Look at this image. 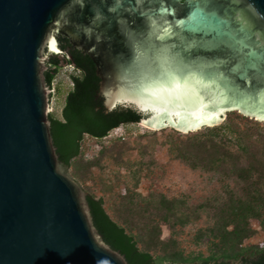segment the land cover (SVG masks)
Listing matches in <instances>:
<instances>
[{
    "label": "water",
    "instance_id": "1",
    "mask_svg": "<svg viewBox=\"0 0 264 264\" xmlns=\"http://www.w3.org/2000/svg\"><path fill=\"white\" fill-rule=\"evenodd\" d=\"M237 1L264 40V0ZM126 4L132 0H0V264H129L103 240L87 191L58 159L44 77L47 59L60 52L57 34L66 32L93 55L95 40L116 38L112 21L125 18ZM106 19L111 21L102 25ZM177 25L179 39L170 40L176 28L168 26L153 43L135 33L130 57L93 56L108 71L101 85L106 108L133 106L141 113L138 123L150 119L151 110L114 97L144 72L160 75L158 59L167 57L191 65L181 73L212 81L208 88L215 95L223 90L226 110L264 120V42L209 0L190 1ZM52 39L58 51L50 47Z\"/></svg>",
    "mask_w": 264,
    "mask_h": 264
},
{
    "label": "trees",
    "instance_id": "2",
    "mask_svg": "<svg viewBox=\"0 0 264 264\" xmlns=\"http://www.w3.org/2000/svg\"><path fill=\"white\" fill-rule=\"evenodd\" d=\"M68 61H73L83 72L71 76L72 86L65 95L61 116L52 111L48 119L59 161L72 169L74 178L84 180L89 170L114 149H117V164H125L122 157L125 142L105 145L97 156L84 159L81 152L84 137L101 140L122 123H137L141 113L133 106L123 105L105 112L104 100L96 96L100 78L91 58L77 52ZM46 65L45 82L52 89L61 60L51 55ZM232 120L227 118L222 124L206 126L193 135L169 140L166 144L172 156L191 168L220 172L234 181L239 191L235 192L227 184L223 199H208L190 206L183 198H169L161 193L135 199L128 187L112 193L110 186V213L105 199L86 189L95 228L129 264H233L231 261L240 258L242 264H264V240L259 244H244L257 233L251 225L252 219L258 220L264 229V134L251 126L242 131ZM203 213L212 222L200 229L197 237L210 239L211 253L186 255L174 234L179 228L201 219ZM162 226L171 231L167 239L162 238ZM249 250L254 254L252 258L244 256Z\"/></svg>",
    "mask_w": 264,
    "mask_h": 264
},
{
    "label": "rangeland",
    "instance_id": "3",
    "mask_svg": "<svg viewBox=\"0 0 264 264\" xmlns=\"http://www.w3.org/2000/svg\"><path fill=\"white\" fill-rule=\"evenodd\" d=\"M166 52L169 53V50ZM251 55L253 58L257 57L256 54ZM178 66L175 67L180 71L191 68L189 64H179ZM77 73L69 64L61 63V69L52 83L53 88L50 89V105L56 112L59 111L63 103L66 91L72 86L71 76ZM227 118H232V123L242 131L251 126L255 127L256 131H261L260 134H264V120L254 117L252 114L241 110H228L222 114L221 121L217 125L226 122ZM205 127L201 125L196 129L183 131L173 126L150 129L140 123H131L110 131L101 140L85 136L81 142L84 159L94 158L105 145L112 146L116 142L122 141L125 142V150L122 153L123 162L127 165L117 164V149H114L111 155L101 158L99 165L93 166L89 170L84 180L75 179L81 183L84 190L88 189L96 196H102L105 199V207L109 209L110 213H112L110 208L111 192L125 191L126 187L133 192L135 199L161 193L169 198H183L190 206L208 199H223L225 185L228 184L235 192L239 191L234 181L226 178L220 172L207 171L199 167L191 168L182 160L172 156L166 145L169 140L184 139ZM135 170L137 172L134 174ZM71 172L72 169L69 168V173L71 174ZM110 186H112L111 192L108 189ZM211 222V218L203 213L201 219L178 229L174 236L184 254L194 255L202 252L206 256L211 253L210 239L197 237L199 230L209 226ZM251 225L257 233L245 240V245L259 244L264 240V229L261 228L258 220L252 219ZM161 232L164 239L171 235L167 226H162ZM244 256L252 258L254 254L252 250H249ZM231 263L242 264V260L240 258L231 261Z\"/></svg>",
    "mask_w": 264,
    "mask_h": 264
},
{
    "label": "bare ground",
    "instance_id": "4",
    "mask_svg": "<svg viewBox=\"0 0 264 264\" xmlns=\"http://www.w3.org/2000/svg\"><path fill=\"white\" fill-rule=\"evenodd\" d=\"M50 47L57 49L53 39ZM158 62L160 75L149 76L144 72L137 83L128 81L114 97L115 100L134 101L142 109L151 110L150 119L140 123L143 126L150 129L173 126L189 131L201 125H216L225 111L234 109L223 108L225 94L218 90L215 95L208 88L212 81L205 82L193 72L181 73L175 67L180 63L176 58H160ZM260 98L264 102V95ZM257 118L263 120L260 115Z\"/></svg>",
    "mask_w": 264,
    "mask_h": 264
},
{
    "label": "flooded vegetation",
    "instance_id": "5",
    "mask_svg": "<svg viewBox=\"0 0 264 264\" xmlns=\"http://www.w3.org/2000/svg\"><path fill=\"white\" fill-rule=\"evenodd\" d=\"M108 1L112 2L114 0ZM190 1L197 0H132L131 5L126 4L121 8V14H124V17L126 19H121V22H119L116 18H114V20L112 21L113 23L112 28L110 29V33L115 34L116 38H113L114 40L112 41H107L105 40V38L100 41L95 40L94 42L96 44V50L94 51L93 55L91 54V51L88 49V47L76 46L73 42L72 37L69 36L66 32L56 35L57 45L60 52L51 55L58 56L61 60V63L64 62L66 64H69L71 67H73V69H75L76 72H78L77 74H81L83 71L81 69H77L73 65V61L68 60L73 59L77 52H80L83 56H88L89 58H91L95 67V73L100 78V87L96 96L101 97L104 100V111L108 112L112 108H106L105 96L101 90L102 82L107 80L108 71L105 67H102L101 64L96 62L93 56H97L98 58L130 57L133 55V53H135V41L133 38L135 33H137L138 37H140L143 41L153 43V41L159 40L161 32L165 31L168 26H173L177 30H175L174 36L169 34L170 40H173V38L179 39L181 29L177 25V20L184 16L186 10L188 9V4ZM209 1L221 11H229L235 20H240L243 25H245L249 30H252L253 40H259L261 43H263V37L259 30L256 29L255 24H249L248 22H246L248 21L246 18L247 16L245 13H243L241 4L237 0ZM134 8L136 9L135 11ZM162 9H166V12H161ZM170 11L172 13H170ZM108 21L110 22L111 20H104L102 25L107 24ZM193 48L194 50L196 49L194 45ZM70 90L71 88L66 91L65 95ZM63 104L64 99L59 111L57 112L50 105L49 113L54 111L56 114L61 116ZM126 124L128 123H122V125Z\"/></svg>",
    "mask_w": 264,
    "mask_h": 264
}]
</instances>
